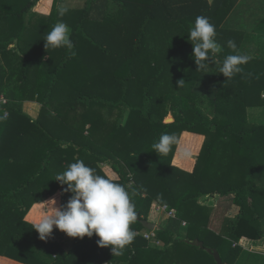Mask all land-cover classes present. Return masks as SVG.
<instances>
[{
  "label": "trees",
  "instance_id": "trees-1",
  "mask_svg": "<svg viewBox=\"0 0 264 264\" xmlns=\"http://www.w3.org/2000/svg\"><path fill=\"white\" fill-rule=\"evenodd\" d=\"M36 1H0V18H8L10 30L17 31L21 52L10 50L13 40L0 41V60L7 65L0 64V86L5 85L3 75L16 74L24 88L33 75L28 67L34 62L42 66L38 96H24L41 103L36 119L22 111V100L13 102L6 94L7 102L0 101V256L23 264H217L212 254L203 252L207 244L223 262L235 264L243 249L234 242L243 236L264 238V123H250L246 112L249 106L264 109V55L243 56V40L256 36L224 25L240 0H104L99 3L108 11L101 18L86 1L75 14L68 41L59 43V52L51 56L43 54L44 42L31 55L29 37L22 33L23 14ZM50 1L39 0L29 13L46 12ZM87 21L99 25L91 33L97 41L86 35ZM262 22L264 18L258 28ZM74 67L99 77L92 81L79 75L72 81L65 72L73 73ZM59 78L78 91L73 102L50 98ZM59 86L54 87L55 97L71 93ZM200 96L208 97L211 115L199 109ZM169 113L173 121L164 122ZM185 130L205 137L191 173L171 162ZM188 137L180 141L177 164H187L181 154ZM100 161L111 164L119 179L107 177L97 167ZM79 168L87 178L77 176ZM87 181L98 182V199L83 220L73 216L74 243L65 251L51 228L24 216L33 203L57 189L66 202ZM117 193L124 200L108 209L105 195ZM208 194L231 196L237 203V215L227 216L223 233L208 229L212 207L199 202ZM166 197L173 199L177 220L156 230L163 246L153 247L136 234L146 229L127 218L129 208L153 223L147 215L150 204ZM182 220L189 222L185 239L170 228L177 230ZM196 239L203 247L188 242ZM224 245L229 246L227 253ZM186 246L196 251L188 254Z\"/></svg>",
  "mask_w": 264,
  "mask_h": 264
},
{
  "label": "crops",
  "instance_id": "crops-1",
  "mask_svg": "<svg viewBox=\"0 0 264 264\" xmlns=\"http://www.w3.org/2000/svg\"><path fill=\"white\" fill-rule=\"evenodd\" d=\"M2 2L5 3H9V4H17V3H27L30 0H0ZM39 0H37L34 5L38 2ZM89 1V6L91 3V11L92 14L96 17H103L107 14L108 8L107 5L106 7H103V5H101L100 3H103L104 0H51L49 3V7L48 10L46 12H40V11H34L31 14L29 13L30 9L34 6H32L30 9H28L24 14H23V29H22V33H26L27 36L29 37L28 39V46L27 49L29 50L30 54L32 55L34 53V56L36 55L35 51H36V47L40 44H46V48L47 51H45L43 54L47 55V52L51 55L53 54H57V52H59V43H61L62 45H64V43H66L68 41L69 35L71 33L72 30V26L71 24H74L76 21V16L75 13L68 15V13H66L69 10H78L79 6H83V4ZM102 1V2H100ZM145 1L146 4H148L151 0H142ZM209 2H211L212 0H208ZM55 2V4H54ZM100 2V3H99ZM136 2H139V0H136ZM242 0L239 1V3L235 6V8L230 12L228 18L231 15H234L235 9L237 8V6H239L241 4ZM99 3V4H98ZM105 3V2H104ZM98 4V6L96 5ZM54 7V8H53ZM55 9V10H54ZM66 10V12H65ZM30 14L27 16V14ZM260 17H255L253 14L249 13L248 15H244L243 18H247L249 19L247 25H243L242 27H237L236 28H232V29H243L245 35L246 34V30L248 27H253V28H258L257 27V23L258 21L262 20L264 18V10L262 12H260ZM52 18L53 20L50 21L48 19ZM232 18V16L230 17V19ZM236 18H238V16H236ZM54 22V23H52ZM49 23H51L50 25H48ZM16 30H10V26H9V20L8 18L2 17L0 18V41H12V43L9 45L10 50H18L19 51V46L17 48V40L15 39V35ZM43 34H47L48 36H42ZM256 34V33H254ZM32 36H34L32 38ZM254 38L256 35H252ZM23 37V35H22ZM259 36H256V38H254V41H251L249 43H246V41L243 40V45H241L242 47V51H240L242 53L243 56H248V57H253L256 53L259 55H264V46H261V42H259L257 44V39ZM24 42V39H23ZM23 42H21V47L23 45ZM19 45V44H18ZM49 48V50H48ZM26 50V49H24ZM21 53V52H20ZM22 55V54H21ZM30 60H32V58H29ZM0 64L5 65L4 67L7 69V65L4 63L3 59L0 60ZM40 67H42L41 65H39L37 62L32 63L28 68H32V72L33 75H31V77L27 78V81L24 85V88L22 86L19 85V81L17 80L16 74L14 77L9 76L8 74L3 75V81L5 83L4 86H0L1 89H3V87H5L3 90H5L4 92L0 93V101L5 103L7 102V98L5 97L6 94H9L10 99H13V102L18 103L17 99L22 100L20 103H18L21 106V109L24 113H26L28 116H30L31 119H36L39 116V112H40V108H41V103H39L38 101H36L35 99H24L25 94H34V98H36L38 96V94L35 91H38V86L39 83L41 81L40 76H42V72L39 69ZM81 68H75L73 69V73L72 71L69 72V74H67V78L75 81V79H73L72 77L75 76L76 78L79 77V75H83L86 77H93L92 81H95L94 78L99 77L98 75H95V73H88L89 75L87 76V74H82L80 72ZM8 71V70H6ZM13 76V75H12ZM10 77V78H7ZM69 81V80H68ZM60 84L62 86H59L58 89L66 92L67 88L70 89L71 93L69 92L67 94V96L63 99L55 97L53 94V90L54 87L57 84ZM75 83H78V81L76 80ZM58 86V85H57ZM52 91L50 93V98L55 101L56 103H60V102H73L76 97L78 96V91L76 89H74L67 81H64L62 79H57L55 81V84L52 87ZM63 88V89H62ZM89 90L92 91V89L89 87ZM93 92V91H92ZM264 96V94H261ZM69 97V98H68ZM57 105V104H56ZM58 106V105H57ZM261 108V111H257L256 108L254 106H249L247 107V119L250 123H255V124H263V123H259L257 121H255L256 119L260 118V116H262L264 114V109L262 106H258ZM52 113L53 110H51ZM5 115H7V112H5ZM82 132L84 133V135L87 134V129H83ZM184 135H188L189 137L187 138V143H186V150H192L191 153H189L186 157L182 156V162L183 163H187L186 165H180L177 164L176 162H174L176 153L179 149L180 146V141L183 139ZM204 135L199 134V133H195V132H191V131H182L178 137V143L176 146V149L174 151L173 157H172V165L179 168L180 170L185 171L186 173H191L194 168H195V164H196V157L198 156V154L200 153V150L202 148L203 142H204ZM183 154H185L186 152H182ZM182 155V154H181ZM97 167L110 179L113 180H117L119 179V173L117 172V170L112 167L111 164L105 162V161H100L97 163ZM79 172H77V176L85 179L87 178V175L82 176L80 175V168L78 169ZM74 174V171H73ZM76 177V176H75ZM88 183H85L80 190L73 196L70 194L69 198H65L66 202H62V192L60 189H57L54 193H52L51 195H48L47 197H44L42 199V201L39 202H35L32 204V206H34V204H39L42 205L43 207H47V215L49 216V223L42 221V216L38 215L36 212H32L33 209H29L31 211V213L27 214L25 220L36 224V225H41V226H47L49 228H51V232L55 237V240L61 244V246L63 247V249L65 251H68L69 249L72 248L73 243H74V235L76 233L75 230V223L73 221V216H79L80 217V221L84 219V217L88 216L89 214V210L92 209L90 208L91 206L95 205L98 199V182L97 181H87ZM210 195V201L209 203H211V207H212V211L210 214V218L207 222V226L208 229L211 231H214L216 233V230H214L213 228L215 227L214 223L212 224V218L214 217V213L219 214L217 211V208H219V202L220 199H224V197L219 196L218 194H208ZM208 195L203 196L204 198L208 197ZM202 198V197H201ZM124 200V196L121 193H117V194H108L105 195L104 197V205L108 208V209H112L115 208L116 206H118L122 201ZM219 200V202H218ZM199 202L201 204L207 205L206 203L202 202V199H199ZM227 204V202H224ZM75 206L78 207H84L82 210L81 209H76L75 210ZM232 206V214L234 215L236 213V208L233 204H231ZM164 207V206H163ZM65 209V214H63L62 217V209ZM79 214L77 213V211H79ZM36 211V210H35ZM164 213H161L159 215V219H164L162 221H156L154 224V228L153 229H148L145 228L146 230H139L136 232V234H139L141 236H143L148 242L150 246H157L162 244V239L158 238L156 235V230L162 228V227H166V225H168V222H172L170 219H176L177 220V215L175 214V212L173 211L172 213L167 212L166 210H163ZM167 214V215H165ZM31 218H36V221H33ZM213 219H215L214 221H216L217 223V218L214 217ZM168 223V224H167ZM220 223V221H219ZM189 226V222L187 223L186 220H182L180 223V227H178V229L176 230L174 226H170V228L172 229V231L175 233V231H177L176 233H178V236L180 238H184L186 237L185 234L188 233L187 227ZM218 225H216L217 227ZM186 230V231H185ZM183 233L184 237L181 236V234ZM197 240V239H196ZM196 240H192V241H188V242H193ZM262 240V239H261ZM264 240V238H263ZM256 242H260V240H253L250 239L246 236L241 237L237 242H234L237 245H240L242 247L243 250H247L250 253H256V254H260L264 256V248L262 249L263 251H259L257 249H254V243ZM251 244V245H250ZM252 246V248L250 247ZM254 249V250H253ZM1 259H3L0 263L1 264H23V263H18L16 261H13L11 259H8L5 256H1ZM239 258V257H238ZM264 259V257H263ZM260 263V262H259Z\"/></svg>",
  "mask_w": 264,
  "mask_h": 264
},
{
  "label": "rangeland",
  "instance_id": "rangeland-1",
  "mask_svg": "<svg viewBox=\"0 0 264 264\" xmlns=\"http://www.w3.org/2000/svg\"><path fill=\"white\" fill-rule=\"evenodd\" d=\"M90 6H91V3H90ZM81 8H82V6H79L78 7V10H75L74 9V10H70L69 12H73V13L77 14ZM42 10H45V9L42 8ZM42 10H40V12H44ZM263 10H264V0H242L241 4L239 6H237V8L235 9V12L236 13L234 15H231L232 18L230 19V17H231L230 16L229 18L227 17L224 20V25H226L228 28H236V26L237 27H242L243 25H247L248 23H246V22L249 21V19L243 18L244 15H246V14L248 15L249 13H251L255 17H260L261 16L260 15V12H262ZM236 16H238V18H236ZM95 26H99V25H96L92 21H87V22H85V25H84L86 35L88 37H90L91 39L97 41V39H98L97 38V35L91 34L92 31L98 32V29ZM259 27H261V28H253L251 26L248 27L247 30H246V34L259 36L258 37V40H261V43L260 44H261V46H264V28H262V27H264V23L262 22ZM89 31H91V32H89ZM254 33H256V34H254ZM249 42H251V39H250ZM249 42H246V43H249ZM104 44L105 43L102 40V37H100L99 45L101 47H104L105 46ZM212 45L214 46V44H212ZM197 56L203 57L204 56V53L198 52L197 53ZM65 73L66 74H69V70L67 69ZM57 85H59V83ZM66 89H69V88L66 87ZM201 93L202 92H200L199 94L201 95ZM61 99H63V98H61ZM198 107H199V109L202 112H204L206 114H210V115L212 114L213 108H212V105H211V103H210V101H209V99H208L207 96L206 97H204V96H200L199 97ZM254 107L256 108L257 111H261V108L260 107H258V106H254ZM167 118H173V115L171 113H169L164 118V122H166L165 120ZM255 121H257L259 123H263L264 122V114L262 116H260V118L256 119ZM184 152H186V153L185 154L182 153L181 157L182 156H185V155L187 157V155L189 153H191L192 150H186ZM229 198H231V196L230 197H227V198L224 197V199H222V200L220 199V202L218 200V202H219V208H217V211H219L218 212L219 214L214 213V217L217 218V223H216V221H214L215 220V219H213L214 217L212 218V221H211L212 224L214 223L215 227L213 229L216 230L217 233H219V232H222L223 233V231L225 230V228L223 227L224 222L228 218L227 216H229V215L232 214V210H231L232 209V206H231V204H233L234 206H235V204H237L236 201L235 202H231V199H229ZM200 199H202V202L203 203H206L207 205L211 206V203H209V202H211L210 201V195H208V197H206V198L202 197ZM172 200L173 199H170L169 197H166V198H163V199H160V200L159 199L153 200L151 202L150 208L148 209V212H147V215H148L149 220H152L153 223H155L156 221H162V220H164V219H159V215L161 213H164L163 210H166L169 213H172L174 211L175 214H176V210L172 206V202H171ZM224 202H227V204L224 203ZM29 209H33L32 212H36L38 215H41L42 216V221H45V222L49 223V219L50 218H49V216L46 213L47 212V210H46L47 207L45 208L42 205L34 204V206H31ZM29 209L26 212L24 218H26V216H27L28 213L29 214L31 213V211ZM165 215H167V214H165ZM234 215H237V209H236V213ZM234 215H232V216H234ZM31 219L33 221H36V218H31ZM219 221H220V223H219ZM216 225H218V226L216 227ZM221 225H222V227H221ZM181 236L184 237L183 233L181 234ZM253 245L255 247L254 249H257L260 252L264 250L263 249L264 248V240L263 239L260 240V242L254 243ZM162 246L163 245L160 244V245H157L155 247H162ZM250 247L252 248V246H250ZM185 248H186V251L188 252V254L192 253L193 251H196L195 248L190 247V246H186ZM208 248H210V247H208L207 244H206L205 249H202V250H204L203 252H207L206 250ZM228 248H229V246L224 245V250H225L224 253H227L228 252ZM263 257H264L263 255L256 254V253H250L247 250H243V252H241V255L239 256V258L237 259V261H236L235 264H264ZM8 259H10V258H8ZM0 260L2 261L3 259L0 258ZM209 260L212 261L213 259H211V257L209 256ZM231 260L232 259L230 257H227V259H226L227 262H232ZM13 261H15V260H13ZM154 262L155 261L153 260V262L151 264H155ZM207 264H210V262L208 261Z\"/></svg>",
  "mask_w": 264,
  "mask_h": 264
},
{
  "label": "water",
  "instance_id": "water-1",
  "mask_svg": "<svg viewBox=\"0 0 264 264\" xmlns=\"http://www.w3.org/2000/svg\"><path fill=\"white\" fill-rule=\"evenodd\" d=\"M166 122H171L173 121V118H167L165 120ZM128 203H130L129 200H127ZM128 219H132V220H139L141 222V224L145 227V228H148V229H153L154 228V224L151 223V222H148L147 220L145 219H139L133 212V209L130 207L129 208V213H128V216H127ZM191 244H195L197 246H200V247H203V242L200 241V240H196V241H193L191 242ZM207 252L212 254L216 263L217 264H225L222 259H221V256L219 254V252L216 250V249H211V248H208L207 249Z\"/></svg>",
  "mask_w": 264,
  "mask_h": 264
}]
</instances>
